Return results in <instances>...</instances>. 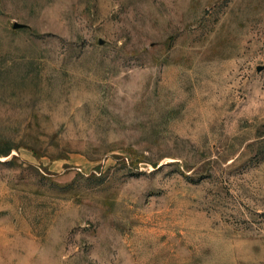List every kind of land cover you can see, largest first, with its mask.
<instances>
[{"label": "rangeland", "instance_id": "374dc122", "mask_svg": "<svg viewBox=\"0 0 264 264\" xmlns=\"http://www.w3.org/2000/svg\"><path fill=\"white\" fill-rule=\"evenodd\" d=\"M0 264H264V0H0Z\"/></svg>", "mask_w": 264, "mask_h": 264}, {"label": "water", "instance_id": "95a60500", "mask_svg": "<svg viewBox=\"0 0 264 264\" xmlns=\"http://www.w3.org/2000/svg\"><path fill=\"white\" fill-rule=\"evenodd\" d=\"M17 27H19V26H15V28H17Z\"/></svg>", "mask_w": 264, "mask_h": 264}]
</instances>
